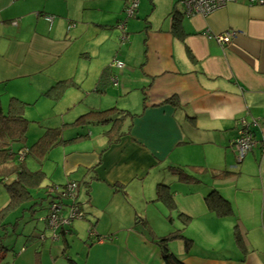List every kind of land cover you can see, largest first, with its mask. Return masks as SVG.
Instances as JSON below:
<instances>
[{
	"label": "crops",
	"instance_id": "crops-1",
	"mask_svg": "<svg viewBox=\"0 0 264 264\" xmlns=\"http://www.w3.org/2000/svg\"><path fill=\"white\" fill-rule=\"evenodd\" d=\"M126 1L0 0V82L35 80L33 95L42 97L67 81L52 106L76 93L87 115L114 107L131 113L112 126L102 121L112 112L64 123V138L92 139L63 159L66 176L81 177L72 181L85 215L51 239L46 212L35 240L8 261L165 264L158 241L177 230L190 238L189 249L181 237L167 246L183 264H264V4L237 0L187 15L179 0H138L125 21L128 39L117 41ZM222 33L231 34L226 44L214 38ZM242 120L257 144L237 161L231 141ZM174 165L197 180L179 179ZM159 185L169 202L157 198ZM212 189L229 202V214L207 206Z\"/></svg>",
	"mask_w": 264,
	"mask_h": 264
},
{
	"label": "trees",
	"instance_id": "trees-1",
	"mask_svg": "<svg viewBox=\"0 0 264 264\" xmlns=\"http://www.w3.org/2000/svg\"><path fill=\"white\" fill-rule=\"evenodd\" d=\"M177 13L178 12L176 10H173L171 12L172 18L174 20L172 22L173 27L175 26L177 21ZM115 76L117 77V75ZM67 85V81L57 82L53 86L49 87L45 91L44 95L48 96L51 100L56 101L62 96L64 88ZM25 105L26 102L19 100L17 97H10L8 108L6 111H4L0 103V183L3 184L8 195V203L0 211V229L3 230L0 231V264H11V262L6 259L8 255H5V253L9 250L12 252L14 251L12 256L16 254L13 246L12 248H10L7 246H3L2 244L3 234L7 233L9 229L7 225H18L21 221H23V217L25 216V214L33 215L32 213L36 210L49 209L46 215L41 218L43 223L46 224L44 218L50 213L52 204L56 205V209H58L59 214L63 218H65L62 214L63 206L76 208V210L80 212V215L70 217L67 224H61L54 232L56 237H53L51 239L59 238L60 232H68L70 230V222H72V220L74 219L83 218L85 215L82 204L78 200L79 182L67 180L66 182L61 184L51 183L42 186V183L45 179V173L40 168L42 162L47 159V155L52 148L75 142L82 138L83 135L79 133L77 135L71 136L70 138H64L62 136V131L67 126V124L56 127L44 126V130L39 138L31 145L27 146L25 144V139L29 121L24 117L23 114ZM106 112H112V114L110 116L107 115L106 117H104L102 121L111 123V126L114 124L117 125L122 117L131 115V113L128 111H122L114 107L105 111H90L88 115H81L75 121V123H77L78 121H84L83 119H85L87 116L94 114H103ZM110 130L111 129L107 130L106 133H109ZM235 137L231 141V146L234 153L235 151L233 147V141L235 140ZM29 156L39 164V168L31 170L28 167L26 159ZM170 168L172 171H175L178 178L183 181L191 179L197 180L196 177L188 173L181 166L174 165ZM198 180H200V178H198ZM71 183H74L76 187L72 191H69L68 187ZM85 184H87V181L85 182ZM163 188L164 187H161V185L157 187V198L169 202L168 198L162 191ZM35 189H42V194L40 196H37V198H34L32 193V191ZM205 201L207 206L211 210H214L216 214L220 216L227 215L232 211L229 202L215 189L210 190L205 195ZM26 203H29V206L27 208H24V205ZM19 210H21L20 213L18 212ZM12 212L19 213L18 216L14 217L15 222H9L6 218L7 215L11 214ZM136 222L145 224L146 220L139 217ZM46 227L48 226L46 225ZM88 230L90 234L94 232L92 224L89 226ZM177 232V230L173 231L168 235L162 237L158 241L160 245V253L165 264H183L182 260L169 250L167 246V242L169 240L175 239L176 237H181L187 250L191 245L190 238ZM40 236H42L43 238V234H41ZM235 239L237 242H241V236L236 226ZM97 240H101V236L98 235Z\"/></svg>",
	"mask_w": 264,
	"mask_h": 264
},
{
	"label": "rangeland",
	"instance_id": "rangeland-1",
	"mask_svg": "<svg viewBox=\"0 0 264 264\" xmlns=\"http://www.w3.org/2000/svg\"><path fill=\"white\" fill-rule=\"evenodd\" d=\"M118 32L119 35L117 34L116 36L117 41L121 36V31L118 30ZM34 82L35 80H28L27 78H14L5 82H0V103L4 111H6L8 108L10 97H17L19 100L26 102L23 114L24 117L29 121L25 139V144L27 146L31 145L39 138L44 130V126H62L65 122L77 120L82 114L87 113V111L83 110L86 108V106L82 105L83 100L81 101V97H79L76 93H73L74 95H71L70 97L65 93L63 95L64 101L59 100L60 103L57 106H52L51 100L48 96L43 95L42 97H35L31 90ZM71 100L76 101V106L71 110H67L69 106V103L67 102ZM126 120L129 121L128 118H126ZM127 121H124L125 126L130 123ZM87 129L89 130V128ZM70 130L71 132L79 133L83 131V128L82 126L74 127L71 125ZM63 134L64 133H62V136ZM91 141L92 139L90 140V138H87V140L83 139V141H75L73 143H67L65 145H60L52 148L47 155V159L42 162V165L40 167L45 173V179L42 183V186L51 183L61 184L66 182L67 180H70V178L71 180H80L81 177H77V173H72L71 175L69 174L68 176H66L63 168L64 153H68L71 150H81V148H85L86 146L90 145ZM26 162L31 170L39 168V164L30 156L26 159ZM32 193L34 198H37V196H40L42 194V189H35L32 191ZM7 203L8 195L3 184L0 183V211L7 205ZM28 206L29 203H26L24 205V208H27ZM70 209L71 208L68 206L62 207V214L65 218L69 217ZM20 211L21 210H19L18 212L20 213ZM48 211L49 209L36 210L32 213L33 215L26 214L23 217V221H21L18 225H7L9 229L7 233L3 234V246H7L10 248H12L13 246V249L16 251V249L21 248V246H23V244H25L26 242L34 241L36 238L35 236H37L39 230L43 229V226L39 222L38 217L41 218V216ZM19 213L12 212L11 214H8L6 218L9 222H15L14 217L18 216ZM0 231L3 230L0 229ZM234 234L232 233V235ZM9 251L5 253V255H8L6 257V259L8 260L12 259V251Z\"/></svg>",
	"mask_w": 264,
	"mask_h": 264
},
{
	"label": "built area",
	"instance_id": "built-area-1",
	"mask_svg": "<svg viewBox=\"0 0 264 264\" xmlns=\"http://www.w3.org/2000/svg\"><path fill=\"white\" fill-rule=\"evenodd\" d=\"M237 0H179V4L182 6L183 11L187 14H201L207 15L215 10L224 7L227 3L235 2ZM250 3L264 4V0H249ZM138 5V0H127L125 5V19L119 24L121 29V38L127 40L128 36L125 33V21L129 17H134L136 14ZM14 24L16 22H13ZM214 38L220 44H226L230 41V33L217 34ZM113 65L117 68L123 66V62L118 60L117 57L113 59ZM110 81L113 84H117V77L115 75L111 76ZM234 151L236 153L237 161H241L248 152H250L257 144L254 138L253 131L251 130L249 124L242 120L241 126L237 129V135L233 141ZM75 184L71 183L68 187L69 191L75 188ZM80 212L76 208H71L69 217L63 218L56 209V205L52 204L50 213L44 218L46 225L53 232V237H56L54 232L61 224H67L70 217L79 216Z\"/></svg>",
	"mask_w": 264,
	"mask_h": 264
}]
</instances>
